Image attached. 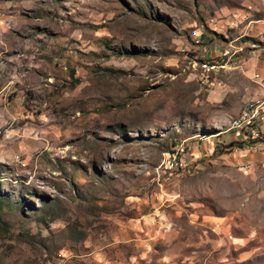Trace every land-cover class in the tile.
<instances>
[{
    "label": "rangeland",
    "instance_id": "rangeland-1",
    "mask_svg": "<svg viewBox=\"0 0 264 264\" xmlns=\"http://www.w3.org/2000/svg\"><path fill=\"white\" fill-rule=\"evenodd\" d=\"M238 7L0 0V264H264V142L226 130L262 45L212 26Z\"/></svg>",
    "mask_w": 264,
    "mask_h": 264
},
{
    "label": "crops",
    "instance_id": "crops-1",
    "mask_svg": "<svg viewBox=\"0 0 264 264\" xmlns=\"http://www.w3.org/2000/svg\"><path fill=\"white\" fill-rule=\"evenodd\" d=\"M242 5L243 7L215 12L212 26L213 30L223 28L224 32H233L230 33L231 41L236 42L239 47L246 43L242 42L244 38L259 41L262 46L254 50L253 56L244 63L246 73L256 82L257 77L264 76V0H242Z\"/></svg>",
    "mask_w": 264,
    "mask_h": 264
},
{
    "label": "built area",
    "instance_id": "built-area-1",
    "mask_svg": "<svg viewBox=\"0 0 264 264\" xmlns=\"http://www.w3.org/2000/svg\"><path fill=\"white\" fill-rule=\"evenodd\" d=\"M252 48L256 50L260 46L254 44ZM240 50V47L235 48L230 45V48L225 50V54L231 57ZM237 68L243 70V64H239ZM256 83L258 84V93L247 97L238 113L232 116L226 124V130L233 132L234 138L241 143L264 142V76L257 77Z\"/></svg>",
    "mask_w": 264,
    "mask_h": 264
}]
</instances>
